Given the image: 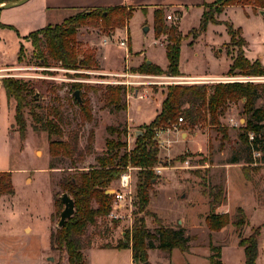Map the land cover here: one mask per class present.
<instances>
[{
    "label": "rangeland",
    "instance_id": "rangeland-1",
    "mask_svg": "<svg viewBox=\"0 0 264 264\" xmlns=\"http://www.w3.org/2000/svg\"><path fill=\"white\" fill-rule=\"evenodd\" d=\"M60 1L62 3H58L57 7L62 8H56L51 0H29L0 11V174H10L14 189L13 194L0 196V264H69L66 254L53 251L50 247V236L57 231L64 209L60 180L65 175L61 170H49V143L56 138H50L47 133H35V122L26 110L27 132L25 139H21L15 123L16 103L6 95L5 80L11 78L27 83L34 90L33 96H37L36 103L48 110L59 108L64 118L65 135L75 128L82 129L81 148L87 146L90 132H94L92 154L78 165L81 170L95 165L96 158L106 150V140L116 138L110 136L107 130L110 126L126 128L128 134L126 137L122 135V140L127 142L128 151L133 150L143 127L155 118L167 85L206 80L215 84L239 80L264 83V77L228 74L239 47L232 43L226 24L232 25L235 30H242L247 43L243 48L245 57L252 62L260 60L264 66V15L260 11L254 12L251 7L230 6L216 15L215 24L209 23L204 32L200 30L205 5L219 6L222 0H116L115 4L103 8H127L131 16L126 26L105 30L100 21L96 22L98 25L91 21L82 26L76 35L82 56H94L96 66L69 70L60 62L50 60L48 67H43L27 37L44 27L59 25L68 18L90 11L69 6L77 0ZM159 10L164 12L168 25L177 27L180 38L179 71L186 77L131 71L143 65H157L164 71L168 67V36L157 38L155 31V13ZM168 15L173 20H167ZM105 39H108V45H104ZM122 40L128 41L127 49L119 46ZM148 61L152 63L148 64ZM204 74L219 78L211 80L187 76ZM75 84L83 85L79 97L81 102L89 103L91 121L85 119L81 106L74 99ZM109 85L130 88V95L126 98L127 111L112 113L103 107L98 90ZM261 104L259 101L257 107ZM248 119L242 100L228 104L220 119L221 126L228 130L226 140L219 129L208 123L192 127L185 121L176 128L171 126L163 137L165 144L161 146L157 142L160 164L155 168H160L162 173L157 174L154 168L157 180L142 212L139 211L138 169L129 167L124 172L131 175L132 193L129 197H132V202L130 205L127 201L126 209L121 212L122 218L116 221L117 227L112 226L114 244L122 241L124 232L132 229L137 218H144L147 228L155 232L159 226L154 218L156 216L165 227L185 228L195 247L190 249L193 254L186 256L178 250L172 251L171 264H209L203 256L207 255L210 243L222 248L224 264L244 261V251L236 241H240L239 236L243 239L249 237L258 227L248 224L250 227L245 226L237 232L229 224L223 233L214 232L216 234H211L210 239L202 231L210 211V193L214 187L225 189L226 185L228 189L227 203L216 208L217 214H224L227 208L234 220L236 208H242L248 217H252L253 223L260 219L253 212L252 197L244 184V180L247 181L244 166L248 171L259 168L251 171L250 176L263 197L264 164L257 162L246 167L248 151L238 137L245 123L241 120ZM235 157L241 160L239 168L233 166L227 170V163ZM120 180L121 176L108 189L112 195L122 191ZM197 249L199 252H196ZM168 254L152 249V260L148 252V263L167 264L165 256ZM91 261L95 264H131L130 252L126 250L93 251ZM258 264H264V251H261Z\"/></svg>",
    "mask_w": 264,
    "mask_h": 264
},
{
    "label": "trees",
    "instance_id": "trees-1",
    "mask_svg": "<svg viewBox=\"0 0 264 264\" xmlns=\"http://www.w3.org/2000/svg\"><path fill=\"white\" fill-rule=\"evenodd\" d=\"M18 1L20 0H0V5ZM230 6L251 7L254 12L264 11V0H222L219 6L205 5L206 11L200 30L204 32L209 23L215 24L216 15ZM88 10L90 11L68 18L59 25L44 27L27 37L32 43L34 55L43 67H48L50 60L60 62L62 67L69 70L96 66L94 56H82L76 39L79 29L91 21L95 22L94 25L100 21L105 30L121 28L126 26L131 16L128 9L122 6ZM226 26L232 43L239 47L237 56L230 66L229 76L264 77L262 62L260 60L252 62L244 55L243 48L247 43L242 36V30H235L229 24ZM155 31L157 38L168 36L167 69L164 71L157 65H143L131 71L156 76L183 77L179 71V32L176 26L167 24L164 12L161 10L155 13ZM19 60L22 61V56ZM82 88L81 84L73 85L75 92H80ZM4 89L7 97L16 103L15 123L21 139H25L27 132L26 110L35 122L33 126L35 133H47L50 138H56L49 143L51 157L49 170H61L65 175L60 180V187L64 194H68L74 200L75 214L62 228L51 234L50 247L53 251L66 254L69 264H88L84 253L96 240L103 248L132 249L134 264L148 263L149 249H158L167 253H172L173 250H179L183 254L189 252L191 237L186 235L185 229L165 227L156 216L154 218L159 226L155 232L147 228L144 218H137L132 229L124 232L122 241L115 245L111 242L105 243L112 226L117 227V222L109 218L115 196L107 194L108 189L112 188L113 183L128 167L138 169L139 211H144L149 202L150 191L157 180L154 168L160 164L155 133L159 129L170 128L179 118L182 117L192 127L208 123L211 127L219 129L223 133V139L226 140L228 130L221 126L220 119L224 116L228 104L244 100V109L249 119L241 127L242 132L238 137L248 151L246 167L257 162L264 164V83L261 82L167 85L159 113L149 125L143 127L142 134L136 138L133 150L128 151L127 142L122 140V135L126 137L128 134L126 128L110 126L107 130L110 136L116 138L106 140L104 154L98 156L95 165L88 170H81L78 165L92 154L94 132H90L87 146L81 148L82 129L75 128L65 135L61 110L57 107L48 110L36 103L34 90L27 83L9 78L4 81ZM98 91L101 93L105 109L112 113L128 110L126 98L130 95V88L109 85ZM74 99L81 106L85 119L91 121L89 103L79 102L75 97ZM259 101L262 104L257 107ZM251 133L254 134L253 140L249 138ZM254 152L261 153V157L255 159ZM238 161L240 158L235 157L230 162L238 163ZM244 170L247 181H251V171H257L259 168L248 171L244 166ZM13 193L10 174H0V196ZM210 196L212 197L209 202L210 211L206 217V226L210 232H220L229 224L240 232L248 225L247 215L242 208L236 210L234 220L229 214L215 212L217 207L227 201L224 188H212ZM260 234L261 227H258L247 238L243 239L239 236V246L244 249L245 264H257ZM209 247L212 252L209 257L210 264H221V248L211 243Z\"/></svg>",
    "mask_w": 264,
    "mask_h": 264
},
{
    "label": "crops",
    "instance_id": "crops-1",
    "mask_svg": "<svg viewBox=\"0 0 264 264\" xmlns=\"http://www.w3.org/2000/svg\"><path fill=\"white\" fill-rule=\"evenodd\" d=\"M52 1V3L53 4H56L55 5V7L56 8H62V7H57V6H59L60 4H58V3H62V1H60V0H51ZM118 2L120 1V0H117ZM116 0H77L76 1V3H71V4H76V5H69V6H72V7H74V8H80V9H77V10H81V9H94V8H103V7H106V6H110V4H115V2H117ZM119 4V3H118ZM228 8V7H227ZM151 63H152V61H150ZM183 75V77H186L185 75L186 74H182ZM213 75V74H212ZM187 76H189V77H191V78H198V79H204V78H209V79H211V80H214V79H212V78H219L218 76H208V75H206V74H204V75H187ZM207 81H209V80H206V81H202V82H191L192 84H209L210 85V83L211 84H215V82H207ZM218 83V82H217ZM162 100H163V96H162V98H161V103H162ZM160 108H161V104H160V107H159V109L156 111V115H155V117L157 116V114L159 113V111H160ZM155 119V118H154ZM153 119V120H154ZM152 120V121H153ZM152 121H150V123L152 122ZM242 122H245L244 120H241ZM165 135H166V133H165ZM183 135H185V134H183ZM240 162H241V160L240 161H238V163H231V162H229V163H227V165H228V167H227V170H228V168H230V167H233V166H235V167H238L239 168V165H240ZM239 171L242 173V170L241 169H239ZM227 181V180H226ZM244 184H245V186H247L248 187V190H249V192H250V195H251V197H252V201H253V206H252V209H253V212H254V214H256L257 215V217H259L260 219L257 221V223H253V221H252V217L250 218V217H248V219H249V223L248 224H251V226L252 227H261V234H260V237H259V245H258V247H259V256H258V259H257V264H258V260H259V258H260V254H261V251H264V243L262 242V230L264 231V196L263 197H261V195L259 194V190L257 191V186H256V182L255 181H253V179H251V181H246V180H244ZM264 183V182H263ZM225 184H226V182H225ZM225 191H226V198H227V200H228V189H227V186L225 185ZM258 192V193H257ZM226 203H227V201H226ZM236 209H238V208H236ZM208 214H209V211H208ZM224 214H230L229 212H227V208H226V210H225V212H224ZM247 215V214H246ZM207 217V216H206ZM206 217H205V220H204V225H205V228H207V226H206ZM179 224H181V221L179 222ZM230 226H232V224L230 225ZM194 227V226H193ZM229 226H227L226 228H228ZM248 227H250L249 225H247V228ZM173 228H175L176 229V227H173ZM205 228L203 229V233H207L208 235H209V239H210V236H211V234L212 235H215L216 233H214V232H210L209 230H208V228L205 230ZM225 228V229H226ZM183 229H185V228H183ZM190 229H192V230H194V228H190ZM198 229V228H197ZM196 229V230H197ZM225 229H223L220 233H223V231L225 230ZM186 230V229H185ZM191 230V231H192ZM219 233V234H220ZM217 234H218V232H217ZM186 235L187 236H189V234L187 233V230H186ZM114 237V233H110V235H109V237H108V239H106L105 240V243H108V242H111L113 245H115L114 244V242L112 241V238ZM236 243L238 244L239 242H237L236 241ZM100 243H99V241L98 240H96V242L94 241L93 242V245H92V247L90 248V249H87L86 251H85V253H86V258H87V260H88V264H95L93 261H91V253L93 252V251H106V250H110V251H123V250H126V251H129L130 252V258H131V264H134V262H133V252H132V249H130V248H128V249H117V248H103V247H101L100 245H99ZM189 245H190V249L193 247L192 245H193V242H190L189 243ZM239 245V244H238ZM223 246H225V245H223ZM222 246V247H223ZM197 248L198 247H200V246H196ZM240 247V246H239ZM193 248H195V247H193ZM240 248H242V247H240ZM243 249V248H242ZM156 250H158V249H156ZM174 251H176V250H173V252ZM179 251V250H178ZM243 251H244V249H243ZM149 256H151V254H152V249H149ZM172 252V253H173ZM196 252H199L198 251V249L196 250ZM181 253V252H180ZM181 254H183V253H181ZM188 254H193V253H191V251L189 250V252H187V253H184L183 255H188ZM211 254H212V252L210 251V249L208 250V253H207V255H205V256H203L204 258H206V259H208V261H209V257L211 256ZM171 253H169L168 255H166L165 256V260H166V263L167 264H171V262H172V260H171ZM151 260H152V256H151ZM220 261H221V264H224L223 263V261H222V248H221V259H220ZM151 263L152 264H154L152 261H151ZM150 264V263H149ZM209 264H210V261H209ZM240 264H245V254H244V261H243V259H241V262H240Z\"/></svg>",
    "mask_w": 264,
    "mask_h": 264
},
{
    "label": "built area",
    "instance_id": "built-area-1",
    "mask_svg": "<svg viewBox=\"0 0 264 264\" xmlns=\"http://www.w3.org/2000/svg\"><path fill=\"white\" fill-rule=\"evenodd\" d=\"M167 20H173V17L168 15L167 16ZM109 42H108V39H105L104 40V45H108ZM119 46L121 48H125L127 49L128 48V41L127 40H122L121 42L118 43ZM250 81L252 79H249ZM230 82V81H229ZM231 82H234V81H231ZM237 82H245V80H239ZM142 98V97H141ZM185 123L184 119L181 117L178 119V121L176 122V124L172 125L173 128H176L177 125H181ZM170 130V128L168 129H159L156 131L155 133V140L161 145L163 146L165 144V141L163 140V137L165 135V133H167L168 131ZM253 136L254 134H249V138L250 140H253ZM261 157V153L259 152H254V158L257 159V158H260ZM129 170V167L127 168ZM156 169V172L157 174H161L162 170L160 168H155ZM120 185H121V189L122 191H118V192H115V199H114V202H113V206H112V211L109 215V218L111 221H119L122 216H121V212L126 209V203L128 201V203L131 205V202H132V197H129L131 195V191H130V188H131V175L129 173H123L121 175V180H120ZM126 191V193H125Z\"/></svg>",
    "mask_w": 264,
    "mask_h": 264
},
{
    "label": "water",
    "instance_id": "water-1",
    "mask_svg": "<svg viewBox=\"0 0 264 264\" xmlns=\"http://www.w3.org/2000/svg\"><path fill=\"white\" fill-rule=\"evenodd\" d=\"M29 0H20L18 2H14V3H7V4H2L0 5V11L4 10V9H9V8H13L19 5H22L26 2H28ZM261 15H264V11H260ZM148 64H151L150 61L147 62ZM75 98L81 102L80 97H79V91L75 92ZM34 99H37V96L34 97ZM113 192V191H111ZM107 194L112 195L113 193H110V191H107ZM61 201L64 204V209L61 213L60 216V221L58 223V228H62L66 222L72 218L75 214V204H74V200L68 195V194H63L61 197ZM149 264V263H146Z\"/></svg>",
    "mask_w": 264,
    "mask_h": 264
}]
</instances>
